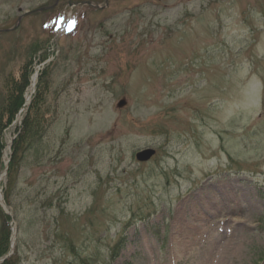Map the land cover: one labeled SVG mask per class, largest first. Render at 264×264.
Instances as JSON below:
<instances>
[{
  "label": "rangeland",
  "instance_id": "rangeland-1",
  "mask_svg": "<svg viewBox=\"0 0 264 264\" xmlns=\"http://www.w3.org/2000/svg\"><path fill=\"white\" fill-rule=\"evenodd\" d=\"M28 62L0 264H264V0H0V107Z\"/></svg>",
  "mask_w": 264,
  "mask_h": 264
},
{
  "label": "trees",
  "instance_id": "trees-1",
  "mask_svg": "<svg viewBox=\"0 0 264 264\" xmlns=\"http://www.w3.org/2000/svg\"><path fill=\"white\" fill-rule=\"evenodd\" d=\"M36 47L41 46L36 45ZM29 63L30 62L23 66L17 79L9 82L7 96L4 99L3 105L0 107V173L3 169H6L7 171L8 186L4 191V196L8 204H10L8 190L13 188L16 183L19 164L23 159L25 152L30 149L34 143H37L46 131V125L41 113V104L43 103L44 98L42 90L38 88L37 93L33 96V100L24 116L19 132L12 142L10 161L7 165L4 163L3 150L6 144L2 138V134L3 131L13 122L17 113L25 104L24 96L29 83ZM4 220L6 224H4V228H1L0 230V256L7 253L10 247V229L7 225L10 217L5 214ZM13 263L14 257H10L1 264Z\"/></svg>",
  "mask_w": 264,
  "mask_h": 264
},
{
  "label": "water",
  "instance_id": "water-1",
  "mask_svg": "<svg viewBox=\"0 0 264 264\" xmlns=\"http://www.w3.org/2000/svg\"><path fill=\"white\" fill-rule=\"evenodd\" d=\"M83 3L88 4V5H95L92 1H87V2H83ZM107 3H108V0H107ZM97 7H100V6L97 5ZM126 103H127L126 100L122 99L119 101L118 106L123 107ZM155 151L156 150L154 148H146V149H143V150L137 152L136 157L140 161H145V160L150 159L155 154Z\"/></svg>",
  "mask_w": 264,
  "mask_h": 264
},
{
  "label": "bare ground",
  "instance_id": "bare-ground-1",
  "mask_svg": "<svg viewBox=\"0 0 264 264\" xmlns=\"http://www.w3.org/2000/svg\"><path fill=\"white\" fill-rule=\"evenodd\" d=\"M36 81H37V75H34V77H33V79H32V83H31V86H30V89H34L35 88V85H36ZM28 97L30 96V93L27 95ZM203 236H204V234H201V235H199L198 237H195V240H200V239H202L203 238ZM188 242H192V241H188ZM185 246H187L188 247V244H184V248H185Z\"/></svg>",
  "mask_w": 264,
  "mask_h": 264
},
{
  "label": "flooded vegetation",
  "instance_id": "flooded-vegetation-1",
  "mask_svg": "<svg viewBox=\"0 0 264 264\" xmlns=\"http://www.w3.org/2000/svg\"><path fill=\"white\" fill-rule=\"evenodd\" d=\"M22 19V16L20 17V20Z\"/></svg>",
  "mask_w": 264,
  "mask_h": 264
}]
</instances>
